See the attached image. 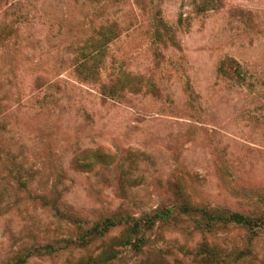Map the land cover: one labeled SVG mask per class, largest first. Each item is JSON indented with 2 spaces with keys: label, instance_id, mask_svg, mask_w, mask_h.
<instances>
[{
  "label": "rangeland",
  "instance_id": "rangeland-1",
  "mask_svg": "<svg viewBox=\"0 0 264 264\" xmlns=\"http://www.w3.org/2000/svg\"><path fill=\"white\" fill-rule=\"evenodd\" d=\"M203 1L0 0V264L26 252V264L96 254L109 239L82 247L78 227L171 205L176 180L193 204L264 213V0H214L199 13ZM156 18L174 42L155 36ZM106 22L120 35L101 78L129 72L140 92L104 97L76 75L75 58ZM229 59L242 78L219 72ZM97 148L113 157L74 169ZM203 242L221 249L222 264H264V229L208 232L185 216L115 264H199Z\"/></svg>",
  "mask_w": 264,
  "mask_h": 264
},
{
  "label": "trees",
  "instance_id": "trees-1",
  "mask_svg": "<svg viewBox=\"0 0 264 264\" xmlns=\"http://www.w3.org/2000/svg\"><path fill=\"white\" fill-rule=\"evenodd\" d=\"M214 0H205L199 3L196 11L201 13L212 9ZM157 27L155 36L159 40H173V31L161 19L156 18ZM6 25L0 31V41L5 40L8 35ZM118 24L115 22L103 23L96 32V36L91 37L85 43L79 56L75 58L76 75L84 82L94 83L99 86L100 93L104 97H120L128 92H140L142 90L141 80L129 72L120 70L114 77L101 78V69L104 67L105 55L108 45L119 37ZM219 72L226 76L242 78L240 65L229 59L222 62ZM113 154L101 148L86 150L80 153L73 160V167L78 171H90L98 162H107ZM177 202L167 205L162 203L154 209L145 211L139 216H135L123 209H118L110 215L100 217L90 226L78 227L79 233L76 243L82 247L87 246L93 239H109L106 241L101 251L82 257L77 262L68 264H115L121 260L122 250L128 249L134 253H141L148 243V233L156 226L166 225L178 221L185 216L194 221L195 226L203 231L212 232L215 228L227 227L235 224L242 227L250 235L256 236L259 230L264 229V213L261 215H246L227 209L211 208L205 205L193 204L178 180L175 181ZM116 228H120L119 235L108 237L109 233ZM248 249L238 253V257L248 253ZM30 257V252L17 253L11 259L1 264H26ZM199 264H222L225 259L221 249L217 246L203 242L196 253ZM142 264H148L144 261ZM152 264H168L162 258Z\"/></svg>",
  "mask_w": 264,
  "mask_h": 264
}]
</instances>
